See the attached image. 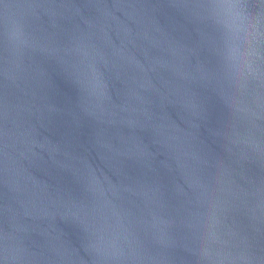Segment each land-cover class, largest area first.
<instances>
[{
  "label": "water",
  "instance_id": "1",
  "mask_svg": "<svg viewBox=\"0 0 264 264\" xmlns=\"http://www.w3.org/2000/svg\"><path fill=\"white\" fill-rule=\"evenodd\" d=\"M216 2L0 0V264H264V60Z\"/></svg>",
  "mask_w": 264,
  "mask_h": 264
},
{
  "label": "clouds",
  "instance_id": "2",
  "mask_svg": "<svg viewBox=\"0 0 264 264\" xmlns=\"http://www.w3.org/2000/svg\"><path fill=\"white\" fill-rule=\"evenodd\" d=\"M212 7L220 11L230 47L241 56L264 60V22L252 17L244 0H217Z\"/></svg>",
  "mask_w": 264,
  "mask_h": 264
}]
</instances>
